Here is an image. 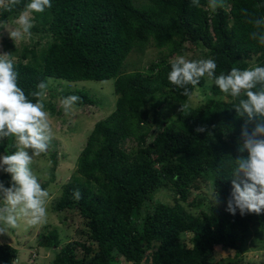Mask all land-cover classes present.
I'll return each instance as SVG.
<instances>
[{
    "label": "trees",
    "instance_id": "1",
    "mask_svg": "<svg viewBox=\"0 0 264 264\" xmlns=\"http://www.w3.org/2000/svg\"><path fill=\"white\" fill-rule=\"evenodd\" d=\"M27 2L21 0L11 12L0 9V21L14 25ZM51 3L44 13L32 14L27 42L16 45L0 28L18 85L29 95L44 81L50 97L74 94L81 97L76 106H94L97 101L85 90L65 91L56 82L113 80L116 102L94 124L75 170L52 203L56 213L76 212L84 229L77 230L78 240L60 248L56 232L47 231L39 244L56 249L50 264H119L120 259L124 264H264V251L250 263L249 255L241 262L236 257L214 261L216 248L235 256L248 244L264 249V213L226 211L228 177L240 155L245 122L233 108L237 101L203 77L189 88L192 95L195 90L207 94L206 100L181 111L190 97L167 79L170 61L187 43L202 58L215 60L216 75L252 63L264 66V47L250 38L253 28L242 15L247 9L264 16V0H227V7L215 12L208 0H200V7L192 0H147L142 8L133 0ZM148 46L162 50L160 57L146 68L126 72L127 57L143 54ZM175 106L172 116L159 113ZM46 110L60 113L52 106ZM198 126L206 131L197 133ZM12 144V138L0 143V155L14 152ZM48 155L52 166L48 181L41 184L44 189L54 182L58 166L57 152ZM0 180L9 186L8 174L1 172ZM76 189L82 194L78 202L73 199ZM162 190L171 193L172 205L155 199ZM17 256L15 248L0 244V264H14Z\"/></svg>",
    "mask_w": 264,
    "mask_h": 264
},
{
    "label": "clouds",
    "instance_id": "2",
    "mask_svg": "<svg viewBox=\"0 0 264 264\" xmlns=\"http://www.w3.org/2000/svg\"><path fill=\"white\" fill-rule=\"evenodd\" d=\"M21 0H0V9L13 11ZM193 6L200 7V0H192ZM51 0H28L9 26L0 21V28L8 32L15 42L31 36L33 13H44L52 7ZM208 7L215 12L225 9L227 0H208ZM260 7L259 4L256 5ZM246 23L253 31L250 38L264 47V16H256L242 9ZM171 70L167 79L170 84L182 89V95L191 97L201 78L207 77L221 93L237 101L233 108L238 117L244 118L241 138L238 142V155L233 159L231 192L226 201V211L241 216L249 213H264V66L252 63L249 67L231 68L225 74L216 75L217 64L212 58L186 59L177 55L170 61ZM47 83L41 81L29 95L18 85V73L14 70V60L10 54H0V143L13 139L11 154L0 155V172L10 176L9 186L0 180V235L9 229L32 228L47 221V205L50 193L42 188L32 165L36 158L46 154L54 139L49 112L45 110ZM222 97H218L220 99ZM78 95H68L60 99L65 115H68L80 102ZM183 104L181 111L189 109ZM248 125H252L251 131ZM195 131H206L198 126ZM247 153V155H243ZM73 199H82L79 189L74 190ZM215 204L219 203L217 191L213 194ZM16 264V262H14Z\"/></svg>",
    "mask_w": 264,
    "mask_h": 264
},
{
    "label": "rangeland",
    "instance_id": "3",
    "mask_svg": "<svg viewBox=\"0 0 264 264\" xmlns=\"http://www.w3.org/2000/svg\"><path fill=\"white\" fill-rule=\"evenodd\" d=\"M134 4L138 8H142L147 4V0H133ZM9 26H14L10 24ZM1 34V32H0ZM5 35H0V51L3 52V39ZM9 36V35H8ZM6 37V36H5ZM7 39V37H6ZM28 38L22 41L27 42ZM21 40L15 41L18 45ZM162 50L156 49L153 46L148 48L139 54L138 52H132L125 61V71L130 72L137 69L146 68L149 63L157 60L161 55ZM179 55H184L186 59H199L203 56L199 49L190 44H185L179 52ZM177 56V55H176ZM62 83V89L65 91H76L78 89L85 90L91 97L97 102L94 106H75L74 109L65 115L62 106L60 105V97H50L47 95L45 100V110L47 106H52L59 114L51 113L50 121L52 124L54 139L46 154H42L41 157L36 158L33 162L32 169L37 175L39 182L46 183L50 177L49 170L52 166L50 160L47 161V155L52 152H57V169L55 173L54 182H50L46 189L50 193L49 203L47 205V221L43 225H39L32 228H25L23 222L20 227L16 229H9L5 235H0V244H8L15 248L18 252L16 264H50L56 254V249L45 248L40 246L39 242L47 235V231L53 229L58 238L60 239L59 248L66 242L78 240L76 232L78 229H84L82 220L74 211H63L56 213L52 210V203L59 197L61 187L70 178V175L75 170L76 161L78 155L85 144L87 136L90 134L94 124L104 118H106L115 107L116 96L113 92V80L107 81H85L80 83H67L56 82L55 85ZM207 98V94H203L201 90H195L194 94L190 97L188 105L191 107H197L203 103ZM47 105V106H46ZM164 107V105L162 106ZM177 107L168 108L166 110H160L159 113L162 116H172L173 111H177ZM48 155V156H49ZM1 174V172H0ZM155 199L160 200L166 204H173V196L168 190H162L156 194ZM188 208L191 211L193 208ZM264 233V231H262ZM264 235V234H263ZM43 237V238H42ZM264 244V239L261 241ZM39 244V246H38ZM238 255L235 253H227L216 248V255L214 261L219 259H227L228 257L239 262L243 261L245 255H249V263L256 261L260 258V254L264 249L258 250L256 245L252 247L251 244ZM119 264H124L120 259Z\"/></svg>",
    "mask_w": 264,
    "mask_h": 264
}]
</instances>
